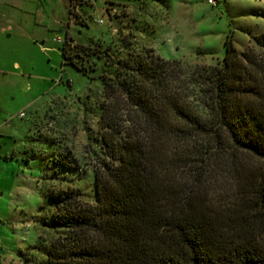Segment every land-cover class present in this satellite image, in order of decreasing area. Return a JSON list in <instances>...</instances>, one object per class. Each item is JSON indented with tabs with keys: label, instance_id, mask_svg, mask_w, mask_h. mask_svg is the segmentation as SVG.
<instances>
[{
	"label": "trees",
	"instance_id": "obj_1",
	"mask_svg": "<svg viewBox=\"0 0 264 264\" xmlns=\"http://www.w3.org/2000/svg\"><path fill=\"white\" fill-rule=\"evenodd\" d=\"M223 47L187 75L158 56L118 62L102 92L123 113L101 109L94 201L48 196L62 232L46 264H264V35Z\"/></svg>",
	"mask_w": 264,
	"mask_h": 264
},
{
	"label": "rangeland",
	"instance_id": "obj_2",
	"mask_svg": "<svg viewBox=\"0 0 264 264\" xmlns=\"http://www.w3.org/2000/svg\"><path fill=\"white\" fill-rule=\"evenodd\" d=\"M260 34L264 0H0V264H46L62 232L48 196L94 201L101 109L123 113L102 92L119 61L158 56L187 75L219 63L226 37L241 53Z\"/></svg>",
	"mask_w": 264,
	"mask_h": 264
},
{
	"label": "built area",
	"instance_id": "obj_3",
	"mask_svg": "<svg viewBox=\"0 0 264 264\" xmlns=\"http://www.w3.org/2000/svg\"><path fill=\"white\" fill-rule=\"evenodd\" d=\"M57 43H60V41L58 39L55 40ZM22 115V114H21Z\"/></svg>",
	"mask_w": 264,
	"mask_h": 264
}]
</instances>
